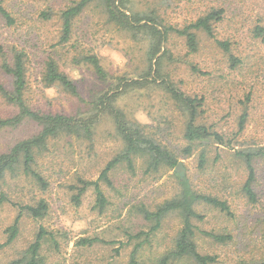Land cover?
Listing matches in <instances>:
<instances>
[{"label": "rangeland", "instance_id": "rangeland-1", "mask_svg": "<svg viewBox=\"0 0 264 264\" xmlns=\"http://www.w3.org/2000/svg\"><path fill=\"white\" fill-rule=\"evenodd\" d=\"M73 1L0 0L17 20L7 27L0 16V44L22 45L28 55L24 96L29 106L43 113L87 116L93 101L103 93H122L125 82L118 79L136 83L124 90L115 106L171 152L180 168L149 171L139 157L133 169L125 164L115 167L109 173L112 187L100 182L106 206L99 210L93 187L78 200L76 195L82 188L81 181H98L106 165L123 151L113 119L100 116L89 140L61 136L49 141L34 166L46 181L47 190L42 191L20 171L15 177H6L2 188L5 202L0 208V264H11L24 256L40 229L46 232L39 252L43 264H128L138 245L140 262L157 264L172 248L180 219L168 216L146 240L151 224L139 209L154 211L176 196L180 191L176 173L183 174L193 191L229 207V214L204 205L195 207L201 216L192 221L197 251L214 257V264H264V154L253 161L254 204L242 191L248 172L236 155L248 149L264 153V37L255 38L252 33L256 25L264 27V0H118L120 8L128 7L129 15L150 17L160 30L182 29L198 17L221 11L220 21L214 24V38L197 34L196 53L189 54L184 38L170 33L154 58L148 57L150 46L144 36L110 22L100 2L83 10L73 21L68 42L61 43L59 11ZM48 8L51 17L42 20L40 13ZM217 41L229 42L230 52L220 49ZM88 54L99 59L110 77L108 82L99 81L89 66L74 63V59ZM229 56L239 61L236 67L231 68ZM48 58L56 60L73 81L77 97L59 86H45L42 74ZM0 82L11 88L10 77L1 71ZM166 84L199 101L196 124L217 132L231 144L197 143L192 154L186 156L183 131L187 118L164 89ZM15 113L16 109L0 97V119ZM243 115L244 127L239 133ZM39 131L34 123L0 129V154ZM202 153L205 159L200 166ZM39 200L46 202L47 214L32 219L23 213L15 240L6 245V230L19 215V207L33 206ZM140 233V238H134ZM208 235H226L229 239L219 244ZM81 239L95 242L82 247L78 244ZM172 264L194 263L183 259Z\"/></svg>", "mask_w": 264, "mask_h": 264}, {"label": "trees", "instance_id": "trees-1", "mask_svg": "<svg viewBox=\"0 0 264 264\" xmlns=\"http://www.w3.org/2000/svg\"><path fill=\"white\" fill-rule=\"evenodd\" d=\"M94 2H100L104 5L110 22H114L124 30L142 34L145 41L149 42L150 49L148 57L150 58H154L158 54L157 49L159 50L160 46L168 40V34L170 33L184 38L189 54L196 53L199 46L197 34L203 33L208 38H214V24L220 21L222 14L221 11H211L205 16L198 17L194 22L189 23L182 29L163 27L160 30L155 25V20L150 17H140L136 13L129 15L126 12L128 11V7L123 8L122 6L120 8L118 0H76L59 11L62 21L61 43L68 42L72 34L73 21L88 5ZM50 10L48 8L47 11L41 12L40 18L42 20H48L51 17ZM0 16L5 21L7 27L14 26L17 23L15 17L1 4ZM252 33L255 38L264 37V27L256 25ZM216 44L224 52H230L229 42L217 41ZM0 56L2 58L0 71L11 79L10 89L0 82V97L7 105L16 109V113L13 116L0 119V129H16L24 123H34L40 128L37 135L16 143L7 152L0 154V208L5 202L2 188L6 183L7 176L15 177L20 171L24 177L30 179L42 191L47 190L48 185L46 181L34 168L36 165V157L41 151L46 149L49 141L61 136L91 139L93 128L102 115H107L113 119L117 134L123 141V151L106 165L98 181H81L82 188L78 190L76 200H78V197L88 187H93L99 210H103L106 206V199L101 190L100 182L111 188L112 183L109 178V173L121 164H125L129 169H133V162L137 157L145 160L147 170L149 171L155 172L161 167L168 169L177 167V160L171 152L149 138L139 125L127 120L125 114L115 106L117 98L124 94V90L127 87H132L136 83H129L127 80L118 79L119 81L125 82L122 93L118 94V91L111 95L110 93H103L101 97L93 101L92 108H90L87 116H66L58 113H43L31 108L24 96L28 86L27 66L29 65L26 49L22 45L18 46L16 43L6 42L0 44ZM229 61L231 68L239 64V61L232 56H229ZM74 63L89 66L101 82L106 83L110 79L108 73L104 70L95 55H82L80 58L74 59ZM42 81L46 87L56 85L72 96H78L73 81L61 71L59 64L53 58H48L44 62ZM164 89L170 93L187 118L183 131V139L187 143V146L183 149V153L186 156L192 154L194 145L197 143L212 142L221 146L231 144L228 141L224 142V137L217 132L196 124L198 109L200 108L199 101L184 96L169 84H166ZM244 120L245 116L243 115L238 125L239 133L243 131ZM262 154L264 153L261 150L255 151L249 149L236 152V155L243 161L248 172V177L242 191L247 200L252 204L257 202L256 195L251 187L255 181L253 161ZM204 159L205 155L202 153L199 159L200 166L203 165ZM176 175L180 187V191L176 196L161 203L154 211H148L144 208L139 209V213L143 219L151 224L149 232L145 234L146 240L151 233H154L160 228L162 222L168 216L177 215L180 219V229L173 241L172 248L158 259L157 264H172L183 259H189L194 264H214L216 262L214 257L202 255L197 251L195 243L196 230L192 221L194 219L200 220L201 216L197 214L195 207L204 205L226 214H229V207L223 201L193 191L188 181L183 177V174L176 173ZM19 210V215L16 217L13 225L6 230L8 233L6 245L11 244L15 240L18 233V222L23 213L32 219H42L47 214L48 207L44 200H39L35 205L21 206ZM45 234L46 232L40 229L35 241L28 247L24 256L11 264H43L39 252ZM141 235L142 233L134 236V238L138 239ZM208 237L219 244L229 239V236L226 235H208ZM93 242L95 241L81 239L78 244L82 247H87L91 246ZM1 248L2 245H0ZM140 253L141 246L138 245L131 252L128 264H142L140 262Z\"/></svg>", "mask_w": 264, "mask_h": 264}, {"label": "water", "instance_id": "water-1", "mask_svg": "<svg viewBox=\"0 0 264 264\" xmlns=\"http://www.w3.org/2000/svg\"><path fill=\"white\" fill-rule=\"evenodd\" d=\"M179 168H180V164L177 165V168L176 169L178 170Z\"/></svg>", "mask_w": 264, "mask_h": 264}]
</instances>
